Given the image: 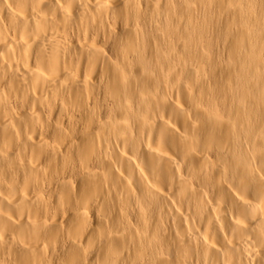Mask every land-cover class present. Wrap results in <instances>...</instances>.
<instances>
[{
  "label": "bare ground",
  "instance_id": "obj_1",
  "mask_svg": "<svg viewBox=\"0 0 264 264\" xmlns=\"http://www.w3.org/2000/svg\"><path fill=\"white\" fill-rule=\"evenodd\" d=\"M0 264H264V0H0Z\"/></svg>",
  "mask_w": 264,
  "mask_h": 264
}]
</instances>
